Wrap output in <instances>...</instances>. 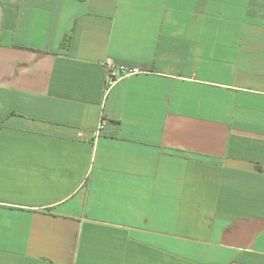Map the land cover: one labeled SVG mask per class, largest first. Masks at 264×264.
Here are the masks:
<instances>
[{
  "label": "crops",
  "instance_id": "1",
  "mask_svg": "<svg viewBox=\"0 0 264 264\" xmlns=\"http://www.w3.org/2000/svg\"><path fill=\"white\" fill-rule=\"evenodd\" d=\"M0 4V264H264V0Z\"/></svg>",
  "mask_w": 264,
  "mask_h": 264
},
{
  "label": "built area",
  "instance_id": "2",
  "mask_svg": "<svg viewBox=\"0 0 264 264\" xmlns=\"http://www.w3.org/2000/svg\"><path fill=\"white\" fill-rule=\"evenodd\" d=\"M104 65L106 66V77H105V86H104V100L111 91V89L123 78H126L131 75L142 73L145 70L139 66H130L120 62H116L111 57H106L104 60ZM107 124V119L101 112L98 122L95 129L92 131L90 136V141L95 147L100 136L102 135L104 128Z\"/></svg>",
  "mask_w": 264,
  "mask_h": 264
},
{
  "label": "water",
  "instance_id": "3",
  "mask_svg": "<svg viewBox=\"0 0 264 264\" xmlns=\"http://www.w3.org/2000/svg\"><path fill=\"white\" fill-rule=\"evenodd\" d=\"M2 14H3V11H2V6L0 4V23H1V20H2Z\"/></svg>",
  "mask_w": 264,
  "mask_h": 264
}]
</instances>
